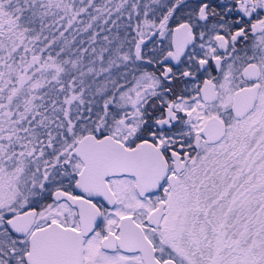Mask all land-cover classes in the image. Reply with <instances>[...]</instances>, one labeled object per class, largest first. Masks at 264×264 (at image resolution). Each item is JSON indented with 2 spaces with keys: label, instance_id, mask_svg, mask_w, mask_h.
<instances>
[{
  "label": "snow or ice",
  "instance_id": "6c2138e0",
  "mask_svg": "<svg viewBox=\"0 0 264 264\" xmlns=\"http://www.w3.org/2000/svg\"><path fill=\"white\" fill-rule=\"evenodd\" d=\"M0 264H264V0H0Z\"/></svg>",
  "mask_w": 264,
  "mask_h": 264
}]
</instances>
